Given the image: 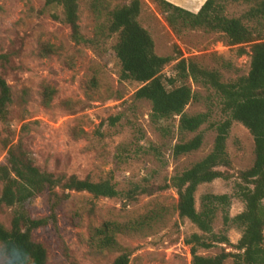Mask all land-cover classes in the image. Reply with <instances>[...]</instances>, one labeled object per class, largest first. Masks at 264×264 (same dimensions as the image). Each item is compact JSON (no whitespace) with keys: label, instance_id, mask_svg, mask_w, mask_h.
Segmentation results:
<instances>
[{"label":"rangeland","instance_id":"1","mask_svg":"<svg viewBox=\"0 0 264 264\" xmlns=\"http://www.w3.org/2000/svg\"><path fill=\"white\" fill-rule=\"evenodd\" d=\"M132 1L77 0L79 28L73 34L61 4L0 0V77L11 93L0 121V165L6 164L9 148H18L41 172L92 182L108 179L119 193L95 198L56 188L23 205L0 206V225L7 230L20 213L47 220L31 233L46 250V264H109L122 253L129 255L128 264H190L191 245L186 241L194 233L201 235L189 220L178 217L170 178L211 152L213 125L224 119L221 101L213 90L185 81L195 97L184 113H206L208 121L184 136L188 140L201 133L200 149L174 158L178 117L153 121L150 104L133 97L140 84L119 80L120 65L113 53L117 35L107 31L109 12ZM137 2V22L158 56L174 58L179 51L200 68L217 71L223 83L248 73L247 47L228 46L221 34L190 29L181 20L170 28L152 0ZM246 9L239 1L229 2L222 14L237 18ZM174 65L162 70L166 79L176 74ZM225 146L230 165L217 168L222 178L197 188L195 209L204 194H226L232 218L244 210L236 191L243 186L240 174L253 164L254 144L249 132L233 122ZM106 223L135 228L116 235L117 247L101 248L94 234ZM213 233L226 236L228 243L198 248L197 253L226 254L222 264H236L240 229L224 226L219 213Z\"/></svg>","mask_w":264,"mask_h":264},{"label":"trees","instance_id":"2","mask_svg":"<svg viewBox=\"0 0 264 264\" xmlns=\"http://www.w3.org/2000/svg\"><path fill=\"white\" fill-rule=\"evenodd\" d=\"M43 1L47 7L61 4L64 22L73 34H78L77 0ZM152 1L167 16L165 21L170 28L181 20L190 29L221 34L228 46H237L239 50L248 48L250 62L246 76L223 83L217 71L200 68L195 62L184 59L179 51L174 58L158 56L151 37L137 22V0L109 12L107 31L117 35L113 53L120 65L119 80L140 84L133 97L150 104L153 121L178 117L180 137L171 149L174 158L200 149L203 143L201 133L188 140L184 136L196 133L208 121L206 113H184L195 97L185 81L213 90L221 101L224 119L213 125L215 138L211 152L170 178V185L178 197V217L189 220L201 233L192 234L186 241L191 245L190 264H222L228 256L205 257L197 253L198 248L209 249L214 244L228 243L226 236L213 233V224L219 213L224 226L234 224L241 231L237 244L239 252L233 255L235 263L264 264V0H206L196 14L165 0ZM236 1L247 6L245 12L237 18L223 15L226 4ZM171 62H175L176 74L166 79L162 70ZM175 81L179 85L173 86ZM10 102V89L0 77V121L6 116ZM233 122L241 124L251 135L254 160L252 166L240 174L243 186H238L236 191L244 203V210L230 218L227 209L231 198L228 195L204 194L199 200V209H195V193L200 185L223 177L218 167L230 165L225 142ZM0 186V206L23 205L44 191L51 194L56 188L86 192L95 198L119 195L116 186L108 179L92 182L41 172L21 150L12 147L8 149L6 164L0 165ZM46 222V219H32L20 213L13 218L10 229L0 225L4 264H46L45 248L31 238L32 231ZM134 228L132 225L106 223L95 230L97 246L117 247L116 235ZM128 262L129 255L122 253L109 264Z\"/></svg>","mask_w":264,"mask_h":264},{"label":"crops","instance_id":"3","mask_svg":"<svg viewBox=\"0 0 264 264\" xmlns=\"http://www.w3.org/2000/svg\"><path fill=\"white\" fill-rule=\"evenodd\" d=\"M190 13L196 14L206 0H165Z\"/></svg>","mask_w":264,"mask_h":264}]
</instances>
